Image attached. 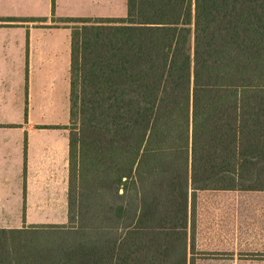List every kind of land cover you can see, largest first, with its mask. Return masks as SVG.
Returning a JSON list of instances; mask_svg holds the SVG:
<instances>
[{"label":"trees","instance_id":"trees-1","mask_svg":"<svg viewBox=\"0 0 264 264\" xmlns=\"http://www.w3.org/2000/svg\"><path fill=\"white\" fill-rule=\"evenodd\" d=\"M62 21L68 226L0 228V264H187L196 191L264 190V0Z\"/></svg>","mask_w":264,"mask_h":264},{"label":"crops","instance_id":"crops-1","mask_svg":"<svg viewBox=\"0 0 264 264\" xmlns=\"http://www.w3.org/2000/svg\"><path fill=\"white\" fill-rule=\"evenodd\" d=\"M109 2L0 0V17H46L52 8L66 14L83 5L94 12ZM67 29L50 27L46 20H0V228L60 217L55 209L35 213L36 205H62L67 218ZM194 208L189 262L264 264V190H198ZM192 255L197 257L190 260Z\"/></svg>","mask_w":264,"mask_h":264},{"label":"rangeland","instance_id":"rangeland-1","mask_svg":"<svg viewBox=\"0 0 264 264\" xmlns=\"http://www.w3.org/2000/svg\"><path fill=\"white\" fill-rule=\"evenodd\" d=\"M102 9V10H98V9ZM94 7V12H92L91 7L87 6V5H83V6H76L71 8V12H66V14H56L53 12V8H52V12L50 14H48L46 17H38V16H33V15H29V14H25V13H15L14 18L15 20H23V21H27V20H33V21H42V20H46L48 26L50 27H67V36L69 38L70 36V27H72L73 25H75V23L70 22V23H64L62 20L66 17V16H72V17H124L126 14V0H110L109 3L105 4V5H101L100 7ZM68 123V129L67 132L70 131L71 129V121H69V119L66 121V124ZM55 125H51L50 127L53 129ZM57 127V126H56ZM69 130V131H68ZM52 209H55V212L57 213V216H60L58 219L56 220H33L31 222H24L25 224H23L21 227H27V226H32V225H38V224H57V225H61V226H68V220L67 218L63 215L62 213V205L61 206H40V205H36V206H32V211H34L35 213L37 212H44L47 210L51 211ZM60 212V214H59ZM194 234V231H193ZM193 244L195 246L194 243V239H187V252L193 251L191 248L193 247ZM51 245V242L48 244ZM189 246V248H188ZM194 254V252H192ZM199 256V255H198ZM197 256L196 255H192L190 257L191 259H195ZM201 258V256H200ZM187 260H188V253H187ZM177 262V261H176ZM176 262H173L174 264H176ZM172 263V262H171ZM189 264V260L188 263ZM190 264H192V262L190 261Z\"/></svg>","mask_w":264,"mask_h":264}]
</instances>
